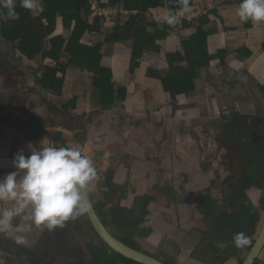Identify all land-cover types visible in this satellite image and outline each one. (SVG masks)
Returning a JSON list of instances; mask_svg holds the SVG:
<instances>
[{
    "label": "rangeland",
    "instance_id": "obj_1",
    "mask_svg": "<svg viewBox=\"0 0 264 264\" xmlns=\"http://www.w3.org/2000/svg\"><path fill=\"white\" fill-rule=\"evenodd\" d=\"M199 4L201 6L206 7L207 4H211V0H198ZM156 18L157 15L155 14ZM152 22V20H150ZM195 22V21H194ZM192 22V23H194ZM154 23V22H153ZM74 26V25H73ZM61 27V29H60ZM72 28V26H71ZM104 34L101 36H93L92 43H89L88 41H85L86 47L89 48H96L99 45H104L105 38L111 34V31L114 29L113 25L104 26ZM162 28V27H161ZM60 29V30H59ZM72 30V29H71ZM56 31H60L61 34L64 36H61L64 38L65 42H70L72 38L73 31H68L59 25L56 29ZM162 31V29L160 30ZM151 33L155 34L154 31H151ZM170 36L165 42H161L160 46L162 48L164 55H151L146 54L144 56V59L141 62V66L139 70H137L136 74L134 76H130L129 74V64L128 68L126 67V73H123V70L120 68L119 59L114 60L113 64L115 67V76L114 81L117 83L116 89L118 87H123L121 85H129L132 79L134 78H141V76H144V73H141V68L146 69L147 67L151 68L155 65L156 61L159 62L156 66L158 69H160V72L163 77H167L170 73V69L168 68V62L166 59L167 55H170L166 48L171 45H174L175 51L181 50V42L184 40H189L193 35L196 34V31L192 33H185L183 30L182 25L180 27H173L170 29ZM56 36V35H55ZM54 36V37H55ZM109 49L110 55H116L119 51L118 49H114L113 45L104 46L103 49ZM129 51L130 46H126ZM102 49V54H103ZM106 49V50H107ZM118 50V51H117ZM209 51V50H208ZM108 52V53H109ZM0 53V59L1 55ZM210 54V53H209ZM129 57L131 56L128 52ZM130 59V58H129ZM130 61V60H129ZM16 62V61H14ZM26 63V62H25ZM62 63H67L69 65L71 63L70 57L66 54L63 57ZM118 64V65H117ZM108 64H105L104 66H107ZM21 68V67H20ZM113 68V65H112ZM72 69V68H71ZM70 69V70H71ZM78 69V68H74ZM81 70V69H80ZM211 70V67L208 69H205L206 73L203 76H206L203 79H199V84L197 85V92H195L193 97H187L186 100H184L183 107H180V109L176 108V104L173 102H170L169 100H166V102H160L159 104H153L151 107L153 114L151 119L153 118V126H160V134L158 135V139L162 142H167L168 139H170L171 145L170 149L173 150L175 148L174 146V140L179 139L182 140H188L193 139L194 143H197L195 145L191 146V151H193L196 148V152L200 153V156L203 157V155H207V159L209 161H205L203 164L199 163L191 167V169H198L197 165L201 166L202 170L207 172L204 175H206L209 181V185H214L216 188L213 189V191H210L208 187L205 185L200 186L198 182H195L194 175L197 173H192L188 176L183 175V179H180L182 188H184V192H187V196L189 197L191 195L195 196V198H190L191 200H194L193 205L197 204V201L203 196L208 197L209 195L212 197L213 201L219 205L220 207L227 208L228 202L225 201L226 198L234 199L238 202L239 206H242V204L245 202V206L251 210V214L258 213L260 215V219H262L264 215V196L256 195L250 196L249 199H240L237 196L241 195L242 189L240 188V185L238 184V180L242 178V167L238 164V160L235 158L237 157V150L239 147L249 145L250 143H255L259 139H262L264 137V84L253 80L250 85L247 84V76H240L237 75L233 78H230L227 76L224 72L218 70L216 73H213ZM21 71H25L22 69ZM27 72V71H25ZM203 72V71H202ZM1 74V73H0ZM70 78L68 82L67 90H69V93L64 94V101L69 102L72 99H75L76 97H86L88 99L89 103H92L94 100V105H101L100 99H96L99 97V93L93 88L94 85V79L93 76H91L88 72H85L82 70L81 73H79L77 76L75 73L69 72ZM67 76V78L69 77ZM5 77V76H4ZM3 77V78H4ZM9 77L7 80L4 79L3 83L0 82V105L4 107L0 108V122L1 120H7L8 122H5L4 124L0 123L1 129L0 133L1 136L0 139L8 137L7 140H9L10 143L4 139L5 142L8 143V145L13 144L12 141L14 140L17 142L19 139L18 137L23 136L21 130V122L24 121L25 117H29L31 115H38L45 119H54V116L56 117L55 110L52 108L57 106H63L65 105L63 100L58 99L57 97H53L52 95L48 94L45 91H42L41 87L36 84L35 78H29L28 77V87L22 88V90L26 89L22 93L16 95L18 92H16V96L13 95L11 97H7L4 94V87L10 85L12 82L15 84H18L21 86L26 84L22 83V80L24 79V76L15 74V73H9ZM134 77V78H133ZM116 78V79H115ZM233 79V80H232ZM1 80V79H0ZM12 82H9L11 81ZM121 81L124 82V84L120 83ZM246 81V83H245ZM134 86L137 83L136 81L133 82ZM80 84V85H79ZM127 84V85H126ZM131 84V83H130ZM233 88V93L238 96L239 94H242V92L238 89V87H244L245 94H247L245 97H237L236 100L241 102L243 104L242 106H239L240 109H242L241 113H247L250 114V116L255 120V123L252 125L253 129L249 131V134L245 135V138H242L239 134H236V136H232L231 132L222 129L224 121L231 120L234 113L233 109L236 106L235 99H232L231 97L227 98V95L230 94L229 88ZM249 87V88H248ZM25 96V97H19V96ZM144 97L141 95L137 96L134 100L131 101L130 106L131 107H140ZM214 100H218V102H214ZM16 102H22L20 104H16ZM178 104V102H176ZM183 103V102H180ZM82 105L83 107V101H78V105ZM121 104L116 102V106H113V109L105 110L106 113L109 115V120L112 122L115 120V117H117V120L126 121V119L131 120V123L133 122L132 119L125 114L129 113L132 114V112H128L127 110H123L120 106ZM218 105V106H216ZM6 107V108H5ZM211 107V108H210ZM83 109H85L83 107ZM100 108L96 107H88L86 108L87 112L96 113V110ZM30 115H27L26 112ZM99 111V110H98ZM97 111V112H98ZM115 114V116H114ZM84 115L83 113L81 116ZM142 122H144V118L146 115H141ZM136 117V116H135ZM139 117V115L137 116ZM30 118V117H29ZM35 118V117H34ZM126 118V119H125ZM149 122H151V119L147 116ZM252 119V120H253ZM68 120L64 117H58L56 118V123L60 124L61 122H67ZM138 122V121H137ZM116 124H119V121L115 122ZM140 123V122H138ZM122 124V123H121ZM130 131L132 134V129L130 127ZM158 132V131H157ZM156 134L153 133L154 136ZM52 136V134H51ZM12 137V139H11ZM88 144L84 143H70L71 145H77L80 146L82 149L85 150L86 154L92 159L94 166L97 170V173L103 169L104 167H107L108 164L102 163L103 161H99L100 154L97 152L94 153V150H91L93 148V141L91 139H88ZM262 139L261 141H263ZM1 141V140H0ZM189 144H187V147L185 149H188ZM257 144V143H255ZM55 146V144H49V142L44 141L42 143V146ZM17 149L18 146L16 145ZM85 147V148H84ZM258 147V146H254ZM1 148V147H0ZM262 148V147H261ZM0 151H4L0 149ZM6 152V151H5ZM17 152V151H16ZM176 155V154H173ZM0 156H3V153L0 152ZM119 159L125 160L129 163L131 171H142V166L140 165V161L129 160V158L126 157H120ZM171 163L174 165L176 162H173V158H171ZM260 160L263 161V156L259 157V163ZM119 161V160H118ZM117 162V161H116ZM264 163V161H263ZM216 164V165H214ZM175 166V165H174ZM119 170V169H118ZM117 170V171H118ZM98 176L99 173H98ZM99 179V177H98ZM98 181V180H97ZM96 181V182H97ZM172 181V180H171ZM238 184V185H237ZM95 185V183H94ZM187 186H189L191 189H187ZM95 186H93V189ZM195 189V192H192V189ZM238 189V191H236ZM247 194V192H246ZM257 196V197H256ZM197 199V200H195ZM215 207V205H213ZM242 207V208H243ZM236 211V210H234ZM203 213V212H202ZM204 214V213H203ZM197 221H201L202 227L203 221H202V215L201 219H197ZM15 222V221H14ZM176 222V221H175ZM110 224V222H109ZM71 229L70 234H72V231L74 230V225H70ZM260 226V224H259ZM110 227L114 233H117L119 236L122 235V232L120 229H116V227H113L112 224H110ZM126 229V227H123ZM205 228V227H204ZM88 229V228H87ZM86 229V230H87ZM34 230V237L28 236L29 243L27 245H20L21 251L18 253V247L15 249L14 253L10 252V257L8 262L6 261H0V264H81L82 260H87L90 257L89 253V245L90 243L99 244V240L96 239L93 232L91 236L85 231L81 235L73 236V239L69 244H63L58 243L56 239L54 238V232H48L46 231L44 233V230L33 228ZM38 230V232H37ZM42 231V234L46 237L45 240L42 236L38 235ZM88 231V230H87ZM130 230H125V234H129ZM33 232V231H32ZM31 232V233H32ZM212 233H208V236L206 235V239L210 240V243L215 247H220L224 253L222 255L230 256L228 258L229 261L226 264H240L242 260H244L247 256V252L250 250L248 247L246 250H244L243 247H236L234 243V236L239 232V230L230 231V229L223 230V234L228 232V239L224 240L223 242L218 243L219 236L217 235V232L214 231L213 227L211 228ZM38 236V238H36ZM51 236V237H50ZM81 236V237H80ZM257 237V234L253 236V239L255 240ZM132 237L128 236L127 240H130ZM11 239H14L13 237ZM70 239V236H69ZM45 242V244H44ZM236 247L238 250L233 252H236V257L233 258V252H226V250H229L230 246ZM79 246L82 248L79 249ZM28 251V252H26ZM50 252V254H49ZM28 253V254H27ZM230 253V254H229ZM197 254H202V256H207L204 250L200 247L197 251ZM196 254V255H197ZM221 255V256H222ZM161 259L170 261L169 256H165L164 254H159ZM214 256V257H213ZM206 258L204 260L200 259L202 264H215V259L218 256L213 255ZM6 262V263H5ZM180 264H185L181 262ZM186 264H197L195 262H187ZM260 264H264V254H262V260Z\"/></svg>",
    "mask_w": 264,
    "mask_h": 264
},
{
    "label": "trees",
    "instance_id": "obj_2",
    "mask_svg": "<svg viewBox=\"0 0 264 264\" xmlns=\"http://www.w3.org/2000/svg\"><path fill=\"white\" fill-rule=\"evenodd\" d=\"M240 3L241 0H238L237 4ZM38 4L43 7L41 15L33 14L34 10L25 9L21 6L20 0H15V14L6 19H0V38L14 45L29 62H35L36 60L42 62V65L36 70V84L41 87L42 91L60 100L64 101L65 84L70 69L78 68L93 76V88L99 93V97L96 99H100V107L106 110L113 108L117 101L120 104L125 102L127 100V87L121 85L123 87L116 89L117 83L114 81L112 62L105 59L102 54L104 46L110 44L129 45L131 47L129 74L134 76L146 54L164 55L160 43L169 38L170 29L180 27L169 24L166 18L169 15L175 18L186 15L192 9H202L205 14L194 23L183 22L182 27L185 33L196 31V34L189 40L181 42V50L175 51L174 48V53L166 56L170 75L163 77L158 71L149 69L146 78L160 84L162 97H167L171 102H178L195 93L196 81L199 79L201 72L208 69L212 62L219 60L221 66H224L225 52H220L217 57H212L208 51V39L211 33L207 29L215 18L220 17L219 8L222 5L220 0H211V4H207L206 7L198 5V0H187L186 4L185 0H109L110 7L125 12L137 13V16L129 18L122 27H114L111 34L105 38L104 45H99L96 48L83 45L87 35L101 36L104 34L103 20L97 19L92 22L89 0H38ZM209 5L212 7L208 8ZM185 7L188 11H185ZM0 12L4 14L7 12V9H4L1 3ZM149 14H156L163 23L150 22ZM59 22H61L65 31H73L69 43L65 42L61 36L54 37ZM242 23L246 29H253L254 24L251 21ZM161 29L162 31H160ZM151 31H154L155 34ZM66 54L71 59L69 65L62 63ZM105 64L108 65L104 66ZM154 98L152 90L144 92L145 103L150 104ZM78 101H83L85 109L82 105H78ZM215 101L218 102V100ZM64 103L63 106L58 107L57 105L52 106V108L58 114L77 115L80 113L87 114L86 108L92 106V103H89L86 97H76L69 102L64 101ZM231 124V129L237 134H249L247 116L239 115L231 121ZM42 131L41 128L35 129V133H41ZM260 145H262V148H259V146L254 147L255 145L239 147L238 150L240 149L241 152L237 151L238 156L235 158L238 160L239 165L242 164L247 168L248 172L245 178L248 183L264 189V173L258 172L254 166L259 162L260 156L264 158V140L260 142ZM248 149L251 152L244 153ZM257 165H261V163ZM239 222L240 225H238ZM224 223H228L235 230L244 233L250 239L251 244L261 219L258 213L251 214V211L246 208L243 219L237 217L223 219L220 224ZM72 224L74 230L70 234L69 232L72 230L70 225ZM87 227L96 234L102 245L90 243V257L87 260H82L81 264H119L118 258L120 256L116 253L109 254L111 252L110 248L97 235L86 213L76 219L68 220L63 228L55 229L53 231L54 238L58 243L69 244L73 236H82V234L87 233L88 231L85 230ZM46 231L45 229L44 233ZM84 231L85 233H83ZM34 235V230L28 234L31 237H34ZM38 235L45 240L46 237L42 234V231ZM123 241L137 248L132 245L133 243L130 240L123 239ZM81 248L79 246V249ZM125 262L126 264H139L127 259Z\"/></svg>",
    "mask_w": 264,
    "mask_h": 264
},
{
    "label": "crops",
    "instance_id": "obj_3",
    "mask_svg": "<svg viewBox=\"0 0 264 264\" xmlns=\"http://www.w3.org/2000/svg\"><path fill=\"white\" fill-rule=\"evenodd\" d=\"M220 2L222 4L219 8L220 17L215 18L214 21L210 23V26L207 29V31H210L211 33L208 39V50L210 56L212 57H217L220 52H225L226 57L224 66H221L219 60H216L211 63L210 71L216 73L218 70H220L230 78H233L237 75H246L248 85H250L253 80L264 84V23H256L254 24L253 29L248 30L244 27V24L241 22L240 18L237 15L238 0H220ZM3 3L4 0H2L1 5H3ZM59 25L62 26L61 22H59L57 27ZM55 35V37L64 36V33L62 35L60 31H56ZM90 36L91 35L86 36L83 41L84 45L85 41L92 43V38ZM113 46L114 49L119 50H117L118 54L112 55V57L109 56L111 52H109V49L105 47V49H103L104 58L109 62H112L113 70L115 69L113 64L114 60L119 59L118 64L120 65V68L122 70L124 69L123 73H126L124 71H126V67L128 68V52L130 53V51L126 47L127 45ZM174 48L176 47L170 44V46L166 48V51L169 54H173ZM0 53H2L0 59V82L3 83L2 79H4L5 82V80L10 78L9 73H15L19 75L20 72V75L24 76L22 83H26L24 85L21 84V86L19 85L17 87L11 80L9 82H12V87L10 88L8 86L9 90L5 88L3 91L4 94L9 97L6 94L9 91L14 92L15 89H18L22 92L25 91L26 89L22 90V88L28 87V77L35 78L36 70L42 65V62L40 60L29 62L21 55V53L14 45L7 43L2 38H0ZM157 64H159L158 61H156L155 65L151 68H141V73H144V76H141V78L138 79L133 77L134 79L131 80V84H126L127 100L123 103L128 107V110L130 112L133 109H144L145 107L152 106L154 103L159 104L161 101L166 102V100H168L167 97H162L163 93L161 91L160 84L154 80L146 78V73L149 69L161 73L160 69H158V67L156 66ZM22 69L27 72L21 71ZM70 71L72 73H75L76 76L82 72V70L74 68H72ZM205 73L206 71L201 72L199 79L205 78L206 76H203ZM115 75L116 74L114 70V76ZM136 75L137 77L139 76L138 74ZM130 77L131 76H129V78ZM69 78L70 75L67 78L65 84L64 94H66V96L69 93V90H67ZM199 79L195 84L196 90L197 85L199 84ZM134 81L137 82L135 83V86L133 85ZM120 83L124 84L123 81H121ZM227 88H229L230 90V94L227 95V98L233 97L232 99H235L234 104L237 106H242L243 104H241V102L236 99L237 97H245L247 95L245 94V92H243L244 87H238V89L242 92V94L238 93V96L236 94L233 95V93L231 94L233 88ZM148 90H152L155 97L154 100L150 102V104L145 103L143 99L140 107L130 106L132 100H134L139 95L144 97V92ZM194 95L192 94L188 97H193ZM92 107L97 108L100 106L94 105L93 100L92 106H90V108ZM2 108L4 110L3 106ZM34 117L35 116L31 115L30 118L25 117L24 120L27 121L30 119L29 121H31ZM0 123L4 124L5 122L1 120ZM23 130H25L24 127ZM20 131H22V127ZM0 137H2L1 133ZM5 138L7 140L8 137ZM5 138L0 139V149L4 150L0 152L3 153V156L9 155L12 151L10 149L11 146L8 145V143H10L11 141L9 142V140H7L8 143L5 142ZM17 139H19L17 142L12 139V143L15 144L14 146H19L20 150H23L26 156L30 155L31 150L28 148L24 149L23 147V145L25 144L23 140L24 137L21 136ZM82 143H84L85 145L88 144V142ZM31 144L33 145V147H37L38 143L33 141ZM144 148L145 147L132 149V151L134 150L132 154H135L133 160L135 161L139 159L138 161H140V165L143 167L142 171L132 172L129 166V169L120 168L116 173H112L114 174V176L112 177L114 178L115 185L117 186H115L116 191H118V186H125L127 182L129 183L128 188L120 187L122 194L119 197L118 201L122 202L121 204L123 207H126L127 209L132 211V217L134 220L133 223L135 224L134 231L137 230L138 232V235L135 234L136 242L146 252H154L157 255L164 254L165 256L176 259L179 263L183 262L186 264L190 261V263L195 262L197 264H202V262L197 259V256L195 255L193 250H185L184 246L178 243L179 239L177 238L179 232H189L190 230L194 231L196 218H198L199 216L197 214L195 205H193L194 200H191L190 198L192 197H189V195L187 196V192H184L181 181L179 179L176 180V174L174 173V171H172L173 169H171L173 168V166L171 165L170 156L165 151L160 150V153H158L157 149H155L154 147L149 149ZM109 150L110 148H105V153L101 154V157H99V161H103L102 163L108 164L107 167L103 168L106 171L112 170L114 162L113 159L110 158L111 153ZM178 171L179 170L176 169V172ZM187 189L191 188L187 186ZM148 190L154 196L149 205V214L145 215L142 214L141 208L134 205L133 201L135 192L138 195L140 193L144 195ZM94 191H96V189H94ZM192 192H195L194 188L192 189ZM97 193L99 194L100 191L97 190ZM108 220H111V218L108 217Z\"/></svg>",
    "mask_w": 264,
    "mask_h": 264
},
{
    "label": "flooded vegetation",
    "instance_id": "obj_4",
    "mask_svg": "<svg viewBox=\"0 0 264 264\" xmlns=\"http://www.w3.org/2000/svg\"><path fill=\"white\" fill-rule=\"evenodd\" d=\"M17 87L19 86L18 84H15ZM10 88L12 87L11 84L8 85ZM8 86H5L4 88L8 89ZM14 90V89H13ZM16 92H18L16 94ZM22 93V91L15 89L14 92H8L6 93L9 97L13 96V95H18ZM15 95V96H16ZM19 97H25V96H19ZM186 100V99H185ZM183 102V103H180ZM184 100H179L178 104L176 102H173L174 104H176V108L180 109V107H183L182 105L184 104ZM22 102H16V104H20ZM121 108L123 110H127L128 112H130L128 110V107L125 106L124 104L120 105ZM218 106V105H216ZM115 107V106H114ZM219 107V106H218ZM100 108L98 110H96V113H92V112H88L87 114L83 113L84 115L81 116L82 113L77 114V115H66V114H58V112L55 111L56 113V117L54 116V119H45L42 118L38 115H33L35 116V118H33L31 121L27 120V121H23L21 122V127H22V134L24 137V149H29V147H27V145L29 143H32L33 141L37 142V149H39L41 147V142L43 143L44 141L49 142V144H55L56 147H63V146H67L70 143H82V142H88L91 139L94 143L92 150H94V153H98V154H104V149L105 148H110V153L111 156L110 158L113 159V166H112V170H104L101 169L98 173L100 176L98 181L95 182V185L93 184L88 190L90 192V195L92 197V200L95 204V207L99 213V215L101 216L102 220L104 221V225L107 227V229L119 240H121L122 242L123 239H127L128 236H131L132 238L130 239V242L133 243L132 245H135L137 248L133 247L136 250H139L151 257H154L160 261H162L165 264H180L176 259L170 257V261L167 260H163L161 259V257L159 256V254L157 255L154 252H146L137 242L135 239V234L138 235L137 230L134 231L135 228V224L133 223V217H132V211L127 209L126 207L122 206V202H119L118 199L122 194V191L120 190V187H126L128 188L129 183L127 182L125 186H118V191L115 190V180L112 176H114V174L112 173H116L118 169L123 168V169H129V163L126 162L125 160L123 161L122 159H119L120 157H126L129 158V160H131V162L133 161V157L135 156V154L133 155L132 149L134 148H141V147H145L144 149H149L154 147L155 149H157V152L160 153L161 151H165L170 158H173V162H176L173 166L172 171H174V173L176 174V180H180L183 179L185 176H188L192 173H197L196 175H194V177L192 179L195 180V182H198V184L200 186L205 185L206 187L209 188L210 191H213V189H215L216 187L214 185L210 186L209 185V181L207 180V176L204 175L205 171L202 170L201 166L199 168V166L197 165L198 169H191L192 166L196 165V164H203L205 161H209V159H207V155H203V157L200 156V153L196 152V148L191 151V146L193 145L194 141L193 139H188V140H180L179 139H175L174 140V146L175 148L173 150H171L170 145V139L167 140V142L164 141H160L157 137L160 134V126L156 125L153 126V118L152 114L153 111L151 109V107H145L144 109L138 108V109H133L131 112L132 114H125L126 116L130 117L132 119V123L131 120L126 119V121H122V119L117 120V117H115L114 121H110L109 120V115L108 113L105 112V109L102 107H97ZM211 108V107H210ZM113 109V108H111ZM243 108L240 109L239 106H235L233 109L234 115L232 117L231 120L228 121H224L225 123H223L222 125V129L223 130H228L231 132L232 136H236V132L231 129V121L236 119L239 115L240 116H247L248 117V122H249V131L251 129H253L252 125L255 123V120L250 116V114L247 113H241ZM106 110H110V109H106ZM98 111V112H97ZM150 111V112H148ZM27 115H30V111L29 113L26 112ZM139 115V117H137ZM141 115H146L145 116V120L144 122H142ZM115 116V114H114ZM136 116V117H135ZM147 116L151 119V122L148 121ZM30 117V116H29ZM58 117H65L68 121L67 122H61L60 124L56 123V118ZM25 119V118H24ZM35 119V121H34ZM253 119V120H252ZM119 121V124H116L115 122ZM140 123H138V122ZM3 122H8L6 119L3 120ZM9 123V122H8ZM122 123V124H121ZM23 127L25 128V130H23ZM130 127L132 129V134L130 131ZM38 128H41L43 131L41 133H35V129L38 130ZM56 128V129H63L67 132H69L68 134L65 133L64 131L62 132H56L53 131L52 129ZM158 131V132H157ZM64 132V133H63ZM156 134L153 136L152 134L155 133ZM52 134V136H51ZM242 138H245V135H240ZM261 139H259L258 141H256L255 143H250L249 145H246L245 147H249V146H259V148L262 146L260 145ZM189 144L188 149H185V147H187V144ZM195 145H197V143H194ZM15 144L10 145V149L12 150L11 153L7 156L9 157H15L16 154L18 152H20V148L18 146L19 149H17V147L14 146ZM44 146V145H43ZM17 151V152H16ZM239 152H241V150H237ZM251 152L249 149L244 152V153H248ZM176 154V155H173ZM0 157H4V156H0ZM119 160V161H118ZM172 160V159H171ZM117 161V162H116ZM264 161V160H263ZM263 161L260 160L261 165H257L260 164L259 162L256 163V165H254L256 167V170L258 172H262L264 173V163ZM240 163V162H239ZM216 165V164H214ZM242 167V178L238 180V184L240 185V188L242 189V194L237 196L240 199H249L250 196H255L256 195H260V196H264V189L260 188L259 186L257 187L254 184H249L246 177V174L248 172L247 168H245L242 164L240 165ZM176 169L179 170L178 172H176ZM9 172H2L0 171V178H3L4 176H6ZM184 175V177H183ZM191 176V175H190ZM237 184V185H238ZM93 186H95L94 188L96 189V191H94ZM117 187V186H116ZM97 190L100 191V193H97ZM238 191V189L236 190ZM247 192V194H246ZM153 194H151L148 191H146V193L143 194H137L136 192L134 193V205L138 206L139 208H141L142 210V214H149V205L152 201L153 198ZM190 197L195 198V196L191 195ZM257 197V196H256ZM197 200V199H195ZM225 201H229L227 208L225 207H220L219 205L217 206V204L220 203H216L215 201H213L212 197L209 195L208 197H201L198 201L197 204H194L196 207V211L197 214L199 215L198 218H196V222H195V226H194V231L190 230L189 232L184 231V232H179L177 238L179 239L178 243L180 245H183L185 250H193V252L195 253V255L197 254V251L199 250V248L201 247L204 252L206 253L207 256L210 257L215 255L218 256L215 259V264H226L231 260H228V258L230 256L227 255H222V254H226L224 253L222 250H220L221 248L215 247L210 243V240H207L205 237L208 233H212L211 232V228L213 227L214 231L217 232V235L219 236L218 238V243L223 242L224 240L228 239V232H226L225 234H223V230L226 229H230V231H234L235 229L232 228L231 226L228 225V223H224V224H220L223 219H229V218H238V219H243L244 217V213L246 212V208L247 207H243L245 206V202L242 204V206L238 205V202L235 201L234 199L231 198H226ZM215 205V207L213 206ZM221 205V204H220ZM243 207V208H242ZM264 208V207H263ZM249 209V208H248ZM236 210V211H234ZM249 211H251L249 209ZM204 214H203V213ZM87 214V213H86ZM247 214V213H246ZM88 215V214H87ZM201 215H202V221H203V225L204 227H202V225L200 224L201 221H197V219H201ZM260 216V215H259ZM108 217L111 218V220H108ZM263 219H264V215L261 219V223L259 228L257 229L256 233L254 235L257 234L256 239L253 240V243L248 244L246 246H244V250L247 249V247L250 249L247 252V256L248 257L250 251L252 250L259 234L262 228V223H263ZM112 224L113 227H116V229H120V231L122 232V235L119 236L117 233H114L110 227V224ZM238 224V223H237ZM240 225V222L239 224ZM89 227V226H88ZM87 227V228H88ZM123 227H126V229H124ZM86 228V229H87ZM85 229V230H86ZM88 230V234L91 236L92 231ZM125 230H130L129 234H125ZM237 231V230H236ZM94 236L96 237V239L98 238L96 236V234L93 232ZM98 235V234H97ZM253 235V236H254ZM100 237V236H99ZM12 237L5 235V234H0V261H6L8 262L10 257V252L14 253L15 249L18 247V253L22 250L20 245L15 243L14 239H11ZM101 238V237H100ZM99 240V238L97 239ZM102 240V238H101ZM103 241V240H102ZM104 242V241H103ZM125 243V242H124ZM99 244L100 246L102 245L100 243L99 240ZM105 244V243H104ZM127 244V243H126ZM106 245V244H105ZM128 245V244H127ZM130 246V245H129ZM109 247V246H108ZM132 247V246H131ZM110 248V247H109ZM235 249V251H237L238 249L234 246H230L229 250L226 252H233ZM111 250V248H110ZM28 252V251H27ZM112 253H116L113 250H111V252H109L110 255H112ZM117 255H119L120 257L118 258L119 264H126L125 260L127 258L123 257L122 255L116 253ZM230 254V253H229ZM262 254H264V249L261 252V254L258 256V258L255 260L254 264H256L257 262H259L258 264L261 263L262 260ZM222 255V256H221ZM197 259L200 260L202 258V260L209 258L207 256H202V254H197ZM214 257V256H213ZM237 258L236 257V252H233V258ZM241 261L240 264H242L245 260ZM129 260V259H127ZM209 260H211L209 258ZM132 261V260H130ZM205 261V260H204ZM5 262V263H6ZM135 262V261H134ZM211 262L213 263V261L211 260ZM1 263V262H0ZM137 263V262H136Z\"/></svg>",
    "mask_w": 264,
    "mask_h": 264
},
{
    "label": "clouds",
    "instance_id": "obj_5",
    "mask_svg": "<svg viewBox=\"0 0 264 264\" xmlns=\"http://www.w3.org/2000/svg\"><path fill=\"white\" fill-rule=\"evenodd\" d=\"M20 3L27 10L38 6V0ZM2 7L7 12H0V19L15 14V0H4ZM237 15L245 23H264V0H241ZM166 19L175 23L174 16ZM28 147L31 154L20 150L13 160L16 170L0 178V234L13 237L18 245L29 243L28 234L34 227L54 231L87 213L89 204L83 192L98 180L92 159L80 146H42L41 142L39 149L31 143ZM234 243L240 248L250 244V239L237 233Z\"/></svg>",
    "mask_w": 264,
    "mask_h": 264
},
{
    "label": "water",
    "instance_id": "obj_6",
    "mask_svg": "<svg viewBox=\"0 0 264 264\" xmlns=\"http://www.w3.org/2000/svg\"><path fill=\"white\" fill-rule=\"evenodd\" d=\"M52 130L56 132L64 131L67 134L69 133L63 129L53 128ZM14 158L15 157H9V156L0 157V171L2 172L15 171L16 169L14 168L13 165ZM83 196L88 201L89 211L87 212V214L95 231L102 238L104 243L111 248V250L139 264H165L154 257H151L139 250L134 249L133 247L127 245L126 243L116 238L104 225V221L102 220L101 216L99 215L95 207V204L92 200L89 190H85L83 192ZM263 249H264V219L260 234L252 250L250 251L248 257L242 264H254L255 260L261 254Z\"/></svg>",
    "mask_w": 264,
    "mask_h": 264
},
{
    "label": "built area",
    "instance_id": "obj_7",
    "mask_svg": "<svg viewBox=\"0 0 264 264\" xmlns=\"http://www.w3.org/2000/svg\"><path fill=\"white\" fill-rule=\"evenodd\" d=\"M0 3H2V0H0ZM89 3L92 11V22H95L97 19H102L105 27L108 25H113V27H122L129 18L137 16V13L125 12L124 10H118L110 7L109 0H89ZM211 7L212 6L209 5L208 8ZM33 10L37 15H41L43 12V7L38 4V6ZM203 11L204 10L202 9H192V11H190L188 14L176 17L175 23L172 25L181 26L184 21L188 23L197 21L199 18L204 16L205 13H203ZM148 17L150 20H152V22L157 24L163 23L160 17H155V14H149Z\"/></svg>",
    "mask_w": 264,
    "mask_h": 264
}]
</instances>
